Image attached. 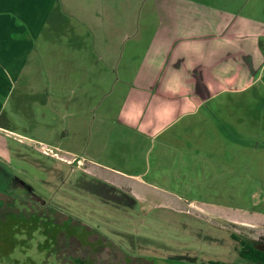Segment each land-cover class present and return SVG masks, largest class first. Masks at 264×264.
I'll use <instances>...</instances> for the list:
<instances>
[{
	"label": "crops",
	"instance_id": "crops-1",
	"mask_svg": "<svg viewBox=\"0 0 264 264\" xmlns=\"http://www.w3.org/2000/svg\"><path fill=\"white\" fill-rule=\"evenodd\" d=\"M57 41L68 52L63 71H48L46 92L58 85L64 95H96L106 72L116 77L95 107L99 117L67 151L142 182L159 139L194 145L204 141L188 135L204 138L208 129L211 143L242 142L241 99L264 93V0H0V153H10L15 134L2 123L9 103L36 94L41 51L55 57ZM190 148L172 157L175 168L204 156L216 167V152Z\"/></svg>",
	"mask_w": 264,
	"mask_h": 264
},
{
	"label": "rangeland",
	"instance_id": "rangeland-1",
	"mask_svg": "<svg viewBox=\"0 0 264 264\" xmlns=\"http://www.w3.org/2000/svg\"><path fill=\"white\" fill-rule=\"evenodd\" d=\"M60 45L53 48L56 61L50 49L41 51L36 94L19 95L18 103L14 97L2 119L15 134L8 139L10 153H0V264H172V257H179L174 264H246L229 241L236 233L264 244V93L250 90L241 99L242 142L211 143L216 139L208 138V129L204 138H187L206 143L159 139L147 155L151 170L142 182L80 163L71 153L77 146L69 145L74 139L79 144L85 124L99 117L95 107L116 77L106 72L96 95H64L58 85L46 92L48 71L57 76L64 70L60 57L68 49ZM69 52L77 55V49ZM166 144L170 149L164 152ZM190 147L204 155L216 152V167L204 156L175 168L172 157ZM104 180L131 195L137 209L123 212L104 204L96 195ZM19 188L40 201L20 203Z\"/></svg>",
	"mask_w": 264,
	"mask_h": 264
},
{
	"label": "flooded vegetation",
	"instance_id": "flooded-vegetation-1",
	"mask_svg": "<svg viewBox=\"0 0 264 264\" xmlns=\"http://www.w3.org/2000/svg\"><path fill=\"white\" fill-rule=\"evenodd\" d=\"M100 184L101 185L98 186L99 188L97 190V192L99 193V195L98 194H96V195L98 197H100V200L104 204L111 203V205H112L111 207L113 209L115 208V209L121 210L123 212H126L129 209H137V202L135 201V199L131 195H129L128 193H126V191L121 190V189L115 187L114 184L109 183V182H106V181H103ZM21 188H19V190L22 191V195H19V202L20 203H28L30 201L31 202H39L40 201V198L38 196H36L34 193H32L29 190L21 189ZM106 199H111V200L109 201V200H106ZM0 201L4 202L1 199H0ZM97 238L98 237H96V239ZM209 238L214 243L217 240L216 238L214 239V237H212V236H209ZM230 240H231V241H229L230 247L236 246V251L238 250V247L242 243V241H248V242H251V243H255L260 249H262L264 251V244L259 243L257 241H252L251 239H249L248 237H245L243 235H239V234H236V233H231L230 234ZM219 244L220 245L227 246V244H224V243H219ZM117 250L118 249H116V251ZM178 258L179 257H172L171 258V260L173 261L172 264H174V262L176 260L179 261ZM189 260L194 261L195 258L192 257V258H189ZM238 260L241 261V262H244L241 259H239V257H238ZM244 263L249 264L247 262H244ZM153 264H155V263L153 262ZM201 264H205V261H202ZM206 264H235V263L229 262V261H227L225 259L224 260L208 259L206 261Z\"/></svg>",
	"mask_w": 264,
	"mask_h": 264
},
{
	"label": "trees",
	"instance_id": "trees-1",
	"mask_svg": "<svg viewBox=\"0 0 264 264\" xmlns=\"http://www.w3.org/2000/svg\"><path fill=\"white\" fill-rule=\"evenodd\" d=\"M237 254L239 259L249 264H264V251L255 243L242 241L238 247Z\"/></svg>",
	"mask_w": 264,
	"mask_h": 264
},
{
	"label": "built area",
	"instance_id": "built-area-1",
	"mask_svg": "<svg viewBox=\"0 0 264 264\" xmlns=\"http://www.w3.org/2000/svg\"><path fill=\"white\" fill-rule=\"evenodd\" d=\"M42 153H43L44 155H48V153H47L46 151H42Z\"/></svg>",
	"mask_w": 264,
	"mask_h": 264
}]
</instances>
